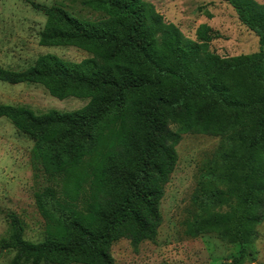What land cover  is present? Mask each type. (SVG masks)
I'll list each match as a JSON object with an SVG mask.
<instances>
[{
  "label": "trees",
  "instance_id": "16d2710c",
  "mask_svg": "<svg viewBox=\"0 0 264 264\" xmlns=\"http://www.w3.org/2000/svg\"><path fill=\"white\" fill-rule=\"evenodd\" d=\"M225 1L259 38V51L223 57L211 50L218 34L210 26L198 28L197 40L188 38L147 0H81L99 14L92 20L32 4L47 17L40 45L74 46L90 57L71 62L44 54L21 71L0 65V81L41 84L59 100L89 102L43 115L0 104V118L34 141L52 182L36 199L42 242L25 240L24 222L9 215L0 251L15 252L10 264H115L114 242L128 239L134 249L155 242L177 146L187 133L234 143L221 155L225 171L217 182L225 189L201 202L206 212L228 210L197 219L190 231L238 244L235 264L242 262L264 221V4Z\"/></svg>",
  "mask_w": 264,
  "mask_h": 264
},
{
  "label": "rangeland",
  "instance_id": "374dc122",
  "mask_svg": "<svg viewBox=\"0 0 264 264\" xmlns=\"http://www.w3.org/2000/svg\"><path fill=\"white\" fill-rule=\"evenodd\" d=\"M169 22L197 40L201 25L210 26L218 37L211 50L223 57L259 51V38L238 18L225 0H147ZM264 4V0H256ZM66 9L79 19H96L99 14L81 0H0V65L21 71L32 66L44 54L80 62L90 54L74 46H42L41 33L46 15L32 4ZM89 99L70 97L59 100L36 83L9 84L0 81V104L28 108L37 115L52 110L71 112L83 108ZM233 142L226 137L183 134L177 146L178 162L166 185L161 201L163 224L155 242H143L134 249L128 239L112 244L115 264H235L238 244L229 243L216 232L191 235L197 219L228 207L202 209L201 202L211 190L225 189L217 177L225 171L221 155L231 151ZM52 182L34 154V141L7 118H0V241L10 235L11 213L24 222V239L40 243L45 239L44 220L38 210L37 195ZM68 184L66 180V185ZM258 238L247 245V254L239 264H264V221L256 226ZM0 264H10L15 252L1 249Z\"/></svg>",
  "mask_w": 264,
  "mask_h": 264
}]
</instances>
